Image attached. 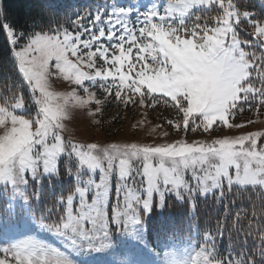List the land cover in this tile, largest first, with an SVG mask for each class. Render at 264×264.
Returning <instances> with one entry per match:
<instances>
[{
    "label": "rangeland",
    "instance_id": "374dc122",
    "mask_svg": "<svg viewBox=\"0 0 264 264\" xmlns=\"http://www.w3.org/2000/svg\"><path fill=\"white\" fill-rule=\"evenodd\" d=\"M5 33L27 87L0 92V264H111L92 258L113 253L105 229L131 238L163 193L264 192V0H121L71 30ZM60 171L61 211L38 200ZM167 245L122 240L126 264L207 263Z\"/></svg>",
    "mask_w": 264,
    "mask_h": 264
},
{
    "label": "trees",
    "instance_id": "16d2710c",
    "mask_svg": "<svg viewBox=\"0 0 264 264\" xmlns=\"http://www.w3.org/2000/svg\"><path fill=\"white\" fill-rule=\"evenodd\" d=\"M120 1L0 0V92L8 96L22 92L21 100L26 99L24 93L27 84L22 81L12 58L11 45L5 33L6 26L15 35H22V38L36 33L71 30L78 22H87ZM59 175L61 171L51 178V185H43L38 200L47 204V207L59 205L61 211L72 186L69 183L66 185ZM68 180L72 184V179ZM61 185L62 191L59 190ZM61 197H64L63 200ZM161 198V211L150 207L147 211L141 210L134 218L136 223L139 222V227L135 226L131 238L127 233L126 237L112 242L109 237L113 227L106 228L102 238L108 239L113 253L98 252L92 258L99 262L126 264L130 255L135 254L134 249L122 246V240H127L134 242L140 251H146L149 245L147 251L156 257L163 258L170 248L166 244L172 243L177 249H181L180 246L192 248L193 258L202 263L206 261L205 264H264V192L261 190L224 188L202 195L200 192L180 189L169 194L163 193ZM0 217L3 218L0 222L12 221L4 220L7 218L5 214L0 213ZM125 217L126 213L118 214L116 221L121 222ZM156 243L159 244L156 246ZM184 250L186 261L181 264H189L191 250ZM162 251L165 253L161 254Z\"/></svg>",
    "mask_w": 264,
    "mask_h": 264
}]
</instances>
